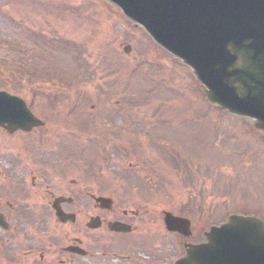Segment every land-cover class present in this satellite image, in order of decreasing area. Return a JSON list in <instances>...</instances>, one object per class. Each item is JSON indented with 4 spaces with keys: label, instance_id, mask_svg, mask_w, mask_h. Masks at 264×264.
<instances>
[{
    "label": "rangeland",
    "instance_id": "obj_1",
    "mask_svg": "<svg viewBox=\"0 0 264 264\" xmlns=\"http://www.w3.org/2000/svg\"><path fill=\"white\" fill-rule=\"evenodd\" d=\"M143 32L106 0H0V89L47 121L45 151L80 178L92 175L97 196L141 210L142 226L164 228L165 210L202 227L264 209L259 136L213 110L196 77ZM36 242L37 264L69 261L61 249L69 237ZM19 247L27 244L11 242L3 254L0 246V259ZM83 263L91 261L75 264Z\"/></svg>",
    "mask_w": 264,
    "mask_h": 264
},
{
    "label": "water",
    "instance_id": "obj_2",
    "mask_svg": "<svg viewBox=\"0 0 264 264\" xmlns=\"http://www.w3.org/2000/svg\"><path fill=\"white\" fill-rule=\"evenodd\" d=\"M109 1L193 69L210 103L254 119L264 132V0ZM38 123L23 99L0 92V125L30 130ZM165 215L170 229L189 233L188 219ZM257 219L230 216L207 233L209 242L189 245L184 263L264 264V222Z\"/></svg>",
    "mask_w": 264,
    "mask_h": 264
},
{
    "label": "flooded vegetation",
    "instance_id": "obj_3",
    "mask_svg": "<svg viewBox=\"0 0 264 264\" xmlns=\"http://www.w3.org/2000/svg\"><path fill=\"white\" fill-rule=\"evenodd\" d=\"M43 120L42 126L31 132H9L0 126V246L23 242L27 244L25 256L37 264L36 239L70 237L69 246L87 253L67 251L71 264L80 257L90 264H175L182 252V235L166 227L142 226L140 210L118 208L114 201L110 208L98 204L91 177L82 179L63 169L57 151L42 148L43 131L49 126ZM52 137L50 133L47 140L52 141ZM56 205L74 214L75 221L62 223L56 216ZM113 222L126 223L132 231H112L109 227ZM194 227L191 240L197 241L200 235ZM15 253L12 257L16 262L19 250ZM142 253L148 256L139 257ZM99 255L103 260L94 262ZM112 258L116 260L105 262Z\"/></svg>",
    "mask_w": 264,
    "mask_h": 264
}]
</instances>
